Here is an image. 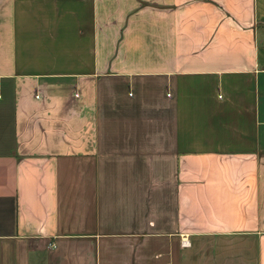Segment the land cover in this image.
I'll use <instances>...</instances> for the list:
<instances>
[{
  "label": "crops",
  "instance_id": "1",
  "mask_svg": "<svg viewBox=\"0 0 264 264\" xmlns=\"http://www.w3.org/2000/svg\"><path fill=\"white\" fill-rule=\"evenodd\" d=\"M32 258L264 264V0H0V264Z\"/></svg>",
  "mask_w": 264,
  "mask_h": 264
},
{
  "label": "built area",
  "instance_id": "2",
  "mask_svg": "<svg viewBox=\"0 0 264 264\" xmlns=\"http://www.w3.org/2000/svg\"><path fill=\"white\" fill-rule=\"evenodd\" d=\"M181 244H182V246H183V247H187V246H189V243H188V241H182V243H181Z\"/></svg>",
  "mask_w": 264,
  "mask_h": 264
},
{
  "label": "rangeland",
  "instance_id": "3",
  "mask_svg": "<svg viewBox=\"0 0 264 264\" xmlns=\"http://www.w3.org/2000/svg\"><path fill=\"white\" fill-rule=\"evenodd\" d=\"M30 264H37L36 259L32 258Z\"/></svg>",
  "mask_w": 264,
  "mask_h": 264
}]
</instances>
